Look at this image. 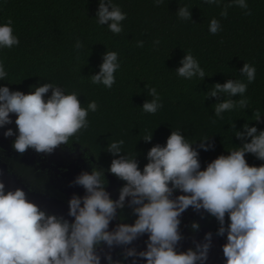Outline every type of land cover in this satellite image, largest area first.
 <instances>
[{
    "label": "clouds",
    "instance_id": "9594fccd",
    "mask_svg": "<svg viewBox=\"0 0 264 264\" xmlns=\"http://www.w3.org/2000/svg\"><path fill=\"white\" fill-rule=\"evenodd\" d=\"M153 2L159 5L163 0ZM204 3L219 6L222 0H204ZM233 4L248 8L247 0H231L227 7ZM227 7L222 16H227ZM176 15L192 20L187 6H179ZM95 19L98 25H107L110 32L118 35L123 31L122 22L127 19V13L113 0H99ZM221 30L220 22L211 19L209 33L215 35ZM19 44L12 19L0 23V50ZM137 46L142 47L143 41H138ZM75 47L79 50L83 44L77 41ZM185 53L181 66L175 70L177 76L186 80L198 77L203 81L207 75L199 61L190 52ZM102 59L99 72L91 76V83L111 89L120 68L119 54L107 50ZM240 74L247 78V83L228 79L207 91L206 99L221 94L228 97L212 106L215 117L223 119V113L237 106L247 107L244 95L256 78V68L245 62ZM7 76L4 61L0 59V81H6ZM50 90L51 95L45 98ZM147 90L151 99L140 108L154 115L163 104L154 87ZM80 95L54 82L32 86L27 94L0 86V128L13 123L10 114H15L17 131L14 133L9 128L4 132L5 137L15 135L13 149L21 154L30 148L50 154L86 129L89 112L98 110L95 100L82 107ZM237 96L241 97L239 101L233 99ZM254 115L255 121L264 116L259 111ZM232 128L235 129V124ZM152 133L142 139L151 142ZM234 135L242 141L250 138V142L234 146L227 151L228 155H220L204 170H201L199 152L193 147L197 140L186 138L181 129L173 130L165 145L151 147L148 163L142 170L136 153L130 156L124 151V140L108 143L106 150L118 158L112 160L107 171L126 183L118 199L113 200L106 191L104 169L93 167L90 173L82 172L74 183L82 186L86 194L83 197L74 194L69 200L68 215L74 217L71 223L41 210L20 188L6 192L5 184L0 182V264H101L96 249L102 242L109 247L128 245L145 233L148 234L146 250L136 253L135 249H129L127 256L138 255L146 264H205L212 233H207L204 242L197 243L195 249L177 251L178 242L183 238L179 230L180 216L189 206L197 211L206 210L219 222L217 235L227 234L222 249L226 264H264V164L250 166L245 158L251 153L264 161V130L258 131L257 127L245 123ZM208 139L199 140L200 149L207 151L211 147ZM176 190L184 194L173 199ZM126 198H130V206H135L133 212L137 219L133 224L121 223L108 231L110 221L115 219L117 209L125 206ZM226 214L230 220L227 227ZM191 227L198 230L199 224L193 222ZM106 259L108 264H114L111 256Z\"/></svg>",
    "mask_w": 264,
    "mask_h": 264
},
{
    "label": "trees",
    "instance_id": "16d2710c",
    "mask_svg": "<svg viewBox=\"0 0 264 264\" xmlns=\"http://www.w3.org/2000/svg\"><path fill=\"white\" fill-rule=\"evenodd\" d=\"M113 2L127 13L118 35L96 22L99 0H0V23L11 18L20 40L18 46L0 50L8 72L0 86L27 94L32 86L54 82L68 92L81 94L82 107L95 100L98 110L89 112L88 127L68 142H81L100 154L112 155L106 150L108 143L122 139L124 151L130 156L136 153L143 167L151 147L165 145L173 130L181 129L186 138L197 140L193 147L202 165L250 142V138L242 141L234 135L245 123L264 130V116L254 120L257 111L264 115V0H247V9L235 4L227 7L231 0H222L219 6L204 0H163L159 5L153 0ZM179 6L191 9L192 20L176 15ZM226 7L227 16H222ZM213 18L222 27L215 35L208 31ZM77 41L83 44L79 50ZM138 41H143L142 47L137 46ZM107 50L116 51L120 62L111 89L91 83ZM185 52L199 61L209 77L201 81L177 76L175 70ZM245 62L256 68V78L244 95L247 107L237 106L219 119L212 106L228 97L221 94L206 99V93L228 79L247 83L240 74ZM152 87L163 104L154 115L140 108L151 99L147 89ZM50 95L51 90L45 98ZM14 118L11 129L15 133ZM152 131V141L145 142L142 138ZM205 137L211 145L207 151L199 147V140ZM245 158L250 166L264 164L251 153ZM211 219L217 234L219 222L212 215ZM229 223L226 214L225 227ZM223 237L227 240L226 233Z\"/></svg>",
    "mask_w": 264,
    "mask_h": 264
},
{
    "label": "flooded vegetation",
    "instance_id": "af4514ba",
    "mask_svg": "<svg viewBox=\"0 0 264 264\" xmlns=\"http://www.w3.org/2000/svg\"><path fill=\"white\" fill-rule=\"evenodd\" d=\"M15 115L11 118L13 119ZM15 120V118H14ZM14 124L6 125L2 130L12 128ZM17 131V130H16ZM5 136V135H4ZM11 145L4 146V140L0 143V163L4 165V171L0 172V182L5 184V191L17 188L25 191L29 201L35 203L47 214L64 217L70 223L74 217L68 215L69 200L75 195L83 197L86 192L82 186L74 183L75 178L82 172H91L93 167L105 170L107 180L106 191L110 198L117 200L119 191L126 183L114 174L107 171L115 157L108 154H100L81 142L72 141L55 148L52 153H37L28 149L24 153L15 151L12 147L15 135L4 137ZM138 167L142 170L143 165L137 160ZM208 164L202 165L204 170ZM171 186V185H170ZM184 193L176 190L172 198ZM126 198L125 206L117 209L115 219L110 221L108 231H112L118 224H133L137 216L133 212ZM179 230L182 239L178 242L177 251L184 252L189 248L195 249L197 243H203L205 235L212 233L211 246L205 264H226V257L223 254V246L227 240L213 232L211 215L206 210H195L189 206L180 216ZM193 222L199 224L198 230L192 229ZM148 234L138 236L131 244L113 245L109 247L101 243L96 251L101 257V264H108L107 256H111L114 264H146L144 258L126 255L129 249H135L136 253L146 250Z\"/></svg>",
    "mask_w": 264,
    "mask_h": 264
},
{
    "label": "rangeland",
    "instance_id": "374dc122",
    "mask_svg": "<svg viewBox=\"0 0 264 264\" xmlns=\"http://www.w3.org/2000/svg\"><path fill=\"white\" fill-rule=\"evenodd\" d=\"M2 129H3V128H0V143H1L2 140H4V141H3V142H4V144H3L4 146L11 145L9 141L7 142L6 139H4V137H5V136H4V132H5L6 130H2Z\"/></svg>",
    "mask_w": 264,
    "mask_h": 264
},
{
    "label": "water",
    "instance_id": "95a60500",
    "mask_svg": "<svg viewBox=\"0 0 264 264\" xmlns=\"http://www.w3.org/2000/svg\"><path fill=\"white\" fill-rule=\"evenodd\" d=\"M5 169H4V165H2L1 163H0V172H2V171H4Z\"/></svg>",
    "mask_w": 264,
    "mask_h": 264
}]
</instances>
